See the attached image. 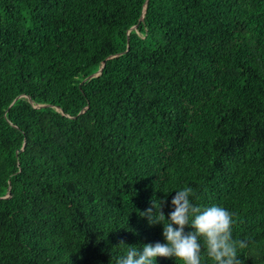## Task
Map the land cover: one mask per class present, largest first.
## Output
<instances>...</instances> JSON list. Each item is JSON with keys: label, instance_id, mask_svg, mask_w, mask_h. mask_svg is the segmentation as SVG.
I'll return each mask as SVG.
<instances>
[{"label": "trees", "instance_id": "trees-1", "mask_svg": "<svg viewBox=\"0 0 264 264\" xmlns=\"http://www.w3.org/2000/svg\"><path fill=\"white\" fill-rule=\"evenodd\" d=\"M184 187L264 264V0H0V264H116Z\"/></svg>", "mask_w": 264, "mask_h": 264}, {"label": "clouds", "instance_id": "clouds-1", "mask_svg": "<svg viewBox=\"0 0 264 264\" xmlns=\"http://www.w3.org/2000/svg\"><path fill=\"white\" fill-rule=\"evenodd\" d=\"M192 195L191 187L176 190L171 200L173 210L167 218L162 211V202L153 201L152 207L141 216H146L149 224L163 225L162 235L166 242L147 244L142 250L129 246L116 264H156L157 257H174L182 264H201L202 249L213 264H241L237 250L247 245L232 237L233 214L216 205L207 208L193 205L189 199ZM186 227L192 231L185 232Z\"/></svg>", "mask_w": 264, "mask_h": 264}, {"label": "water", "instance_id": "water-1", "mask_svg": "<svg viewBox=\"0 0 264 264\" xmlns=\"http://www.w3.org/2000/svg\"><path fill=\"white\" fill-rule=\"evenodd\" d=\"M100 71H101V69H100L98 72H96L95 74H98ZM8 195H9V194H8ZM8 195H7V196H8Z\"/></svg>", "mask_w": 264, "mask_h": 264}]
</instances>
